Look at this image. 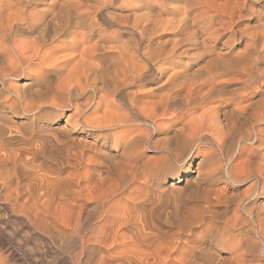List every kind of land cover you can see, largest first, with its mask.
I'll list each match as a JSON object with an SVG mask.
<instances>
[{
	"label": "clouds",
	"instance_id": "1",
	"mask_svg": "<svg viewBox=\"0 0 264 264\" xmlns=\"http://www.w3.org/2000/svg\"><path fill=\"white\" fill-rule=\"evenodd\" d=\"M0 264H264V0H0Z\"/></svg>",
	"mask_w": 264,
	"mask_h": 264
}]
</instances>
